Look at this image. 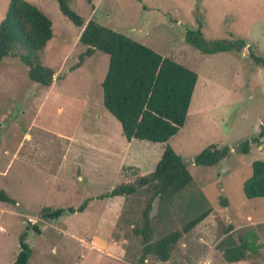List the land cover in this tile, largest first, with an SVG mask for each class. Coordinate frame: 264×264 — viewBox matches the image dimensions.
Returning <instances> with one entry per match:
<instances>
[{"label":"rangeland","instance_id":"374dc122","mask_svg":"<svg viewBox=\"0 0 264 264\" xmlns=\"http://www.w3.org/2000/svg\"><path fill=\"white\" fill-rule=\"evenodd\" d=\"M27 1L51 21V38L37 54L53 74L47 86L31 81L20 47L0 61V190L14 200L0 201V264L13 261L24 231L27 264H264V196L246 198L241 189L250 163L264 161V63L248 54L250 49L264 60V0H67L84 22L92 19L196 73L184 123L161 143L124 138L101 103L108 56L95 50L81 58V27L61 14L55 0ZM7 3L0 0V20ZM198 22L206 40L243 38L245 46L198 51L184 40L185 30ZM251 137L258 141L239 153L240 142ZM166 144L192 180L168 200L152 201L146 213L151 239L206 215L181 233L165 261L151 253L140 261L134 228L143 223L151 190L98 195L149 173ZM210 144L227 146V155L215 165H196L194 155ZM82 202L81 212L39 216L42 206ZM27 220L39 234L25 229ZM226 236L254 249L227 262L218 248Z\"/></svg>","mask_w":264,"mask_h":264},{"label":"trees","instance_id":"16d2710c","mask_svg":"<svg viewBox=\"0 0 264 264\" xmlns=\"http://www.w3.org/2000/svg\"><path fill=\"white\" fill-rule=\"evenodd\" d=\"M55 1L61 14L76 27H81L78 41L86 48L80 57L90 56L95 50L108 56L106 70L100 83L101 103L119 123L124 138L127 141L134 138L150 142H166L184 123L196 82V73L92 19L84 22L82 17L69 8L67 0ZM50 38L51 21L40 9L27 0H8L5 13L0 20V61L15 48L20 47L23 52L19 53L18 57L28 67V78L42 86H47L53 71L39 62L37 52ZM184 40L205 54L238 51L245 46L243 38L230 41L206 40L199 22L195 28L185 30ZM248 54L256 64L264 63L263 58L255 56L250 49ZM256 141L258 139L255 137L241 141L237 151L247 153L249 143ZM227 153V146L217 147L210 144L194 155L193 162L200 166L215 165ZM250 167L251 173L241 185L242 192L246 198L263 197L264 161L253 160ZM191 180L185 162L166 144L149 173L139 176L134 183H120L98 195L99 198L128 196L136 192L139 187L151 190L150 198L143 209V223L134 228L135 233L141 238L140 261L148 253L165 261L181 233L188 232L205 217L206 212L199 213L185 222L180 231L168 232L154 241L150 237L146 213L152 201L155 198L168 200L188 186ZM0 201L14 203V200L3 190H0ZM222 202L224 204L225 200ZM85 205V202H82L76 207L42 206L39 216L43 220H53L65 213L81 212ZM24 227L36 234L40 232L38 225L30 223L29 220L25 221ZM227 229H232V225H228ZM25 235V231L19 234L18 251L10 264H27L30 248L25 242ZM218 248L227 262L241 260L247 250L254 249L250 242L238 238V243H235L229 236L225 237Z\"/></svg>","mask_w":264,"mask_h":264},{"label":"crops","instance_id":"0c3cea01","mask_svg":"<svg viewBox=\"0 0 264 264\" xmlns=\"http://www.w3.org/2000/svg\"><path fill=\"white\" fill-rule=\"evenodd\" d=\"M259 1H262V0H259ZM259 10H260L261 15L264 16V1L262 3L260 2Z\"/></svg>","mask_w":264,"mask_h":264}]
</instances>
